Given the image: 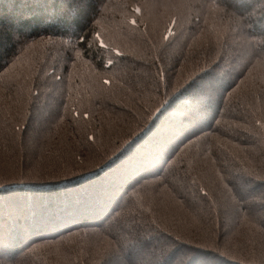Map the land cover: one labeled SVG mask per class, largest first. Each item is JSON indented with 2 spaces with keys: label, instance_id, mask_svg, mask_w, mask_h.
Segmentation results:
<instances>
[{
  "label": "trees",
  "instance_id": "16d2710c",
  "mask_svg": "<svg viewBox=\"0 0 264 264\" xmlns=\"http://www.w3.org/2000/svg\"><path fill=\"white\" fill-rule=\"evenodd\" d=\"M260 188L264 0H0V264H264Z\"/></svg>",
  "mask_w": 264,
  "mask_h": 264
},
{
  "label": "rangeland",
  "instance_id": "374dc122",
  "mask_svg": "<svg viewBox=\"0 0 264 264\" xmlns=\"http://www.w3.org/2000/svg\"><path fill=\"white\" fill-rule=\"evenodd\" d=\"M244 184H245V186L247 187V183L246 182H244ZM248 187H250V185H248ZM247 187V188H248ZM252 187V186H251ZM257 192H258V194L259 195H261L262 197L259 199L262 203L264 202V189H262V188H260V190L258 191L257 190ZM263 205H264V203H263ZM263 209H264V207H263ZM260 214H261V217L264 219V210L263 211H261L260 212ZM145 242H149V240H147V237L145 236V235H143V238H142ZM129 250H131L132 252H134V253H136L137 251H135V249L133 248V247H130L129 248ZM7 252H10V251H8V250H5L4 249V251H1L0 252V254H3V253H7ZM262 252H263V254H264V244L262 245ZM143 255V254H142ZM184 255H186L188 258L190 257H192V254L191 253H184ZM194 256H196V255H194ZM141 257H143V258H145L144 260H147V259H152V257H149L148 256V254H145V255H143V256H141ZM164 257L165 256H163V252L162 251H159V252H157V249L154 251V258L152 259L153 260V262H156V264H159V262H162V260L164 259ZM195 258V257H194ZM199 259H198V264H214L213 262H214V260H215V258H205V259H203V257H198ZM195 260H196V258H195ZM172 264V263H171Z\"/></svg>",
  "mask_w": 264,
  "mask_h": 264
}]
</instances>
